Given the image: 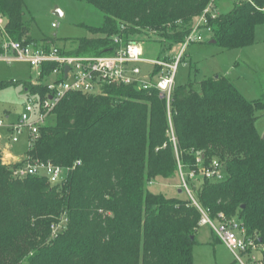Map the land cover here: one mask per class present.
Returning <instances> with one entry per match:
<instances>
[{
  "label": "trees",
  "instance_id": "1",
  "mask_svg": "<svg viewBox=\"0 0 264 264\" xmlns=\"http://www.w3.org/2000/svg\"><path fill=\"white\" fill-rule=\"evenodd\" d=\"M80 1L104 20L88 27L94 36L75 42V54H106L116 34L125 41L160 39L163 50L171 49L210 4L218 9L216 0ZM0 13L14 39L35 42L24 0H0ZM260 25L264 0L236 2L227 13L208 14L206 24L228 49L256 43ZM24 89L45 91L31 81ZM169 110L155 88L116 84L104 94L68 93L28 149L33 159L70 167L65 180L15 177L19 163L0 157V264H194L199 210L186 194L152 189L179 175L178 156L187 170L199 155L222 163L225 179L194 183L199 202L214 218L238 217L264 243V136L256 127L264 98L247 99L219 75L176 83ZM64 215L66 229L53 235L51 225Z\"/></svg>",
  "mask_w": 264,
  "mask_h": 264
},
{
  "label": "built area",
  "instance_id": "2",
  "mask_svg": "<svg viewBox=\"0 0 264 264\" xmlns=\"http://www.w3.org/2000/svg\"><path fill=\"white\" fill-rule=\"evenodd\" d=\"M208 14L215 18L219 13L210 4L181 45L179 53L171 60H163L145 56L141 41H125L118 34L112 37L113 48L101 55L71 54L51 42L38 45L26 39L16 40L7 32L6 17L0 13V59L8 63L27 62L35 73V80L32 83L45 88L43 92L39 90L26 92L25 107L17 120L7 122L0 118V126L9 132V142L17 143L24 134H27L29 149L58 103L72 92L104 94L108 86L116 84L134 85L139 90L155 88L160 96L166 99L170 109L178 68L185 50L190 43L198 39L197 32L200 25L207 23ZM53 26L56 27L58 24L53 23ZM142 64L152 65V68L144 70ZM156 66L161 67L159 71L155 70ZM171 134L172 140L176 142L172 126ZM17 160L19 165L13 169L15 177L44 176L51 185L61 183L70 171L68 166L33 159L29 154ZM80 163L78 161L76 165ZM178 169L182 179V190L201 214L200 227L209 226L240 264H264V243L259 239V235L250 233L238 217H228L221 213L214 218L196 196L195 182L225 179L226 173L222 163L217 159L206 162L204 156L199 155L195 167L187 170L178 156ZM67 222L68 219L64 215L60 221L53 223L51 225L53 235L66 229Z\"/></svg>",
  "mask_w": 264,
  "mask_h": 264
},
{
  "label": "rangeland",
  "instance_id": "3",
  "mask_svg": "<svg viewBox=\"0 0 264 264\" xmlns=\"http://www.w3.org/2000/svg\"><path fill=\"white\" fill-rule=\"evenodd\" d=\"M25 19L29 24V35L38 45L53 43L62 49L75 54V42L81 38L94 36L88 27H98L104 20L103 13L96 7L80 0H24ZM243 0H216L217 12L227 13L234 3ZM59 9L63 14L55 13ZM199 18L195 19L196 25ZM7 20V18H6ZM53 23L58 26L54 27ZM207 23L200 25L198 39L188 45L183 60L179 65L176 83L186 84L189 81H202L224 75L230 78L238 90L249 100L264 98V25L258 26L257 42L241 48H225L212 43L213 32ZM194 27V26H193ZM145 56L158 58L174 57L181 45L163 50V40L140 37ZM144 70L152 65L142 64ZM14 81L11 83L10 81ZM32 67L24 61L8 63L0 59V118L15 121L23 112L27 100L24 89L25 82L34 81ZM197 86V85H196ZM88 94V93H85ZM89 95V94H88ZM169 110V108H168ZM8 115V117H7ZM170 114V110L168 112ZM256 127L264 136V110H257ZM51 123H54L52 120ZM9 144L12 146L10 147ZM8 151L22 157L28 154L27 134L17 143L9 142V132L0 126V157L2 163L14 165L18 163ZM181 175L172 179H161L153 184L156 192H164L171 196H185L182 190ZM183 191V190H182ZM187 197V195H186ZM65 230V229H64ZM209 226H201L194 246V264H240L231 250L212 234Z\"/></svg>",
  "mask_w": 264,
  "mask_h": 264
},
{
  "label": "crops",
  "instance_id": "4",
  "mask_svg": "<svg viewBox=\"0 0 264 264\" xmlns=\"http://www.w3.org/2000/svg\"><path fill=\"white\" fill-rule=\"evenodd\" d=\"M0 35H1V33H0ZM7 117H8V115H7ZM10 147H12V146H10ZM8 154H10V155H12L15 159H18V158H21L22 156L21 155H15V154H12V152H10V151H8ZM213 234V233H212ZM214 235V234H213Z\"/></svg>",
  "mask_w": 264,
  "mask_h": 264
},
{
  "label": "water",
  "instance_id": "5",
  "mask_svg": "<svg viewBox=\"0 0 264 264\" xmlns=\"http://www.w3.org/2000/svg\"><path fill=\"white\" fill-rule=\"evenodd\" d=\"M55 13H57V14H63L61 11H59V9H56V10H55ZM211 42H212V43H215V40L213 39ZM67 69H68V68H67ZM216 77H218V76H216ZM243 207H244V205H243Z\"/></svg>",
  "mask_w": 264,
  "mask_h": 264
}]
</instances>
